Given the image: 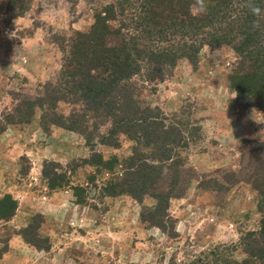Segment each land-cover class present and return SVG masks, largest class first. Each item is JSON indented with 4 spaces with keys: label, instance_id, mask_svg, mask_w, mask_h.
Listing matches in <instances>:
<instances>
[{
    "label": "rangeland",
    "instance_id": "1",
    "mask_svg": "<svg viewBox=\"0 0 264 264\" xmlns=\"http://www.w3.org/2000/svg\"><path fill=\"white\" fill-rule=\"evenodd\" d=\"M15 1L0 0V128L18 102H36L40 86L56 82L66 63L62 50L67 49V39L78 31H89L103 7L113 4L118 11L122 2L21 0L19 7L26 14L15 19ZM122 4V20L128 34L134 35L136 17L143 16L140 4L138 0ZM238 61L229 46H204L195 64L182 59L164 82L132 79L139 99L158 112L164 124L159 141L168 145L152 142L142 150L149 157L147 166L157 168L146 171V189L170 195L165 217H153L154 222L166 221L164 231L148 221L155 204L150 195L108 197L102 191L113 174L122 173L134 147L123 134L110 140L112 147L99 144L114 131L109 120L94 121L89 116L90 125L102 124L98 133H91L93 150L80 134L52 127L69 134L67 139L58 137L65 143L58 152L66 160L44 157L39 164L32 151L42 153L49 146L40 127L41 114L28 124L13 126V145L0 147V197L11 195L17 210L8 222L0 221V251L8 240L0 264H222L246 258L248 234L258 233L261 220L259 194L251 181L261 158L254 150H264V111L245 108L230 89L228 77ZM79 110L78 104L58 106L61 117ZM40 132L44 136L38 140ZM93 152L105 161L114 160L115 170L99 173L85 164ZM46 161L58 162L66 170L70 187L84 189L87 205L76 204L70 187L56 192L47 188L41 175ZM155 174L154 184L149 176ZM65 191L64 203L51 207L50 197ZM37 214L40 217L32 222ZM33 225L38 226L39 246L45 247L48 241L50 249L32 247L17 235Z\"/></svg>",
    "mask_w": 264,
    "mask_h": 264
},
{
    "label": "trees",
    "instance_id": "2",
    "mask_svg": "<svg viewBox=\"0 0 264 264\" xmlns=\"http://www.w3.org/2000/svg\"><path fill=\"white\" fill-rule=\"evenodd\" d=\"M121 1L118 11L113 4L103 7L96 13L89 31H78L67 39L64 47L67 49L62 50L66 63L56 82L41 85L36 102H18L6 115V124L0 128V133L8 126L28 124L40 113V127L46 135L51 127L75 132L93 150L91 133H98L102 124L90 125L89 116L92 115L94 121L109 120L114 131L108 132L109 139L100 138L99 144L112 147L115 144L110 140L123 134L134 142V147L131 156L125 160L127 163L121 167L122 173L113 174L102 191L108 197L127 194L140 199L150 195L155 204L148 221L164 231L166 221L154 222L153 217H165L170 195L151 194L146 189V171L155 166H147L149 157L142 151L152 142L168 145L159 141L164 124L158 112L155 114L149 105L139 99L132 79L138 77L148 84L164 82L182 59L195 64L204 46L212 49L229 46L239 58V65L228 77L230 89L245 108L264 111V0H205L207 10L199 15L191 10L195 0H138L139 13L143 16L136 17L134 35L128 34L127 25L122 20V3L128 0ZM252 6L259 7L260 12L254 15ZM13 9L15 19L26 14L19 4H13ZM113 22H117L118 26H114ZM60 103L78 104L82 110L70 117H61L63 115L58 112ZM23 111L27 113L20 116ZM256 152L261 156L258 160L260 166L258 163L254 166L251 183L258 191L262 209L259 230L258 233L248 234L250 241L244 248L246 258L242 261H223L222 264H264V150L257 147ZM84 163L93 166L99 173L100 170L112 173L116 164L114 160H103L99 152H93ZM156 174L149 176L154 178V184ZM41 175L51 192L70 187L67 172L58 162H44ZM70 188L76 204L87 205L84 189L81 186ZM16 210L17 201L11 195L0 197V221L8 222L15 216ZM37 215L31 219L32 222L40 217ZM37 228L36 225L26 227L17 235L32 247L50 249L48 241L45 247L37 243ZM3 243L5 247L0 251V259L7 252L8 240Z\"/></svg>",
    "mask_w": 264,
    "mask_h": 264
},
{
    "label": "crops",
    "instance_id": "3",
    "mask_svg": "<svg viewBox=\"0 0 264 264\" xmlns=\"http://www.w3.org/2000/svg\"><path fill=\"white\" fill-rule=\"evenodd\" d=\"M51 128H50L49 135H46L49 146L45 147V149L43 150L42 153H40L39 151L37 153L32 151V156H34L32 158L34 159V162H36L37 164H39V161L41 159H44V157L48 158V159H53L55 161H61V162L66 160V157L63 156L62 153L58 152L57 148H60V146H62V147L65 146V143L62 141V139H58V137L61 136L63 139L64 138L67 139L69 134L67 132H64V131L63 132L59 131L56 128H54V129H51ZM15 132H16V130L14 129L13 126H10V127L8 126L6 128V130L3 132L2 137H0V147L3 145H9V146L13 145V139H14ZM38 135H39L38 138H36L38 140L41 139L40 135L44 136V134H42L41 132ZM9 141H12V143ZM34 143H36V145L38 144L37 141H35ZM3 148H4V146H3ZM76 153H77V149H76ZM66 194H68L67 191L54 193V195L52 197H50V200H52L53 203H50L49 205L51 207H58L59 205H62L64 203L63 199H67ZM55 201H59V204L55 205L54 204ZM52 209H55V208H52ZM46 217H48V216H46Z\"/></svg>",
    "mask_w": 264,
    "mask_h": 264
},
{
    "label": "clouds",
    "instance_id": "4",
    "mask_svg": "<svg viewBox=\"0 0 264 264\" xmlns=\"http://www.w3.org/2000/svg\"><path fill=\"white\" fill-rule=\"evenodd\" d=\"M207 10L205 0H195L194 4L192 5V11L194 14H204ZM251 12L255 15L260 12L259 7L252 6Z\"/></svg>",
    "mask_w": 264,
    "mask_h": 264
}]
</instances>
